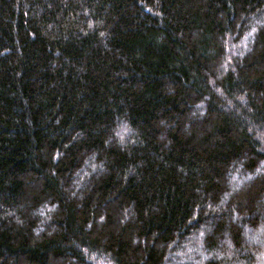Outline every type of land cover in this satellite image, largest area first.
I'll return each mask as SVG.
<instances>
[{
	"label": "trees",
	"instance_id": "obj_1",
	"mask_svg": "<svg viewBox=\"0 0 264 264\" xmlns=\"http://www.w3.org/2000/svg\"><path fill=\"white\" fill-rule=\"evenodd\" d=\"M263 222L264 0H0V264H264Z\"/></svg>",
	"mask_w": 264,
	"mask_h": 264
},
{
	"label": "rangeland",
	"instance_id": "obj_2",
	"mask_svg": "<svg viewBox=\"0 0 264 264\" xmlns=\"http://www.w3.org/2000/svg\"><path fill=\"white\" fill-rule=\"evenodd\" d=\"M249 39L247 38L246 39V42H244V44L246 45V44H248V41ZM234 51H235V54H236V52L238 51V48H234ZM243 182V179H241V180H239V181H235L234 182V185H237V186H239V185H241V183ZM263 228H264V222L261 224V229L263 230ZM194 263L195 264H201V262H199V261H197V259L194 261ZM166 264H177L176 263V261L174 262L173 260H169V261H167V263ZM178 264H180V263H178Z\"/></svg>",
	"mask_w": 264,
	"mask_h": 264
}]
</instances>
